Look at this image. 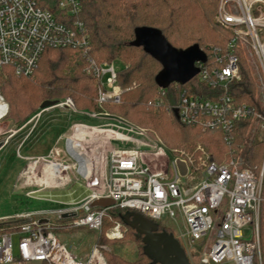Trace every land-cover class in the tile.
<instances>
[{"label":"built area","instance_id":"built-area-1","mask_svg":"<svg viewBox=\"0 0 264 264\" xmlns=\"http://www.w3.org/2000/svg\"><path fill=\"white\" fill-rule=\"evenodd\" d=\"M59 9L68 23L35 0H0V72L31 78L48 49H74L87 58L85 72L96 82L98 110H78L71 98H64L39 108L22 128L30 127L31 136L41 120L57 109L88 120L74 122L49 156L25 158L31 161L33 176L43 166L40 178L45 183L65 185L75 175L88 192L67 209L14 216L27 222L12 233L0 234V264H108L107 246L96 244L89 255L79 257L55 231L87 227L101 232L112 208L175 224L179 231L173 234L191 264L193 260L264 264V160L258 170L247 167L234 149L227 161L216 164L202 146L193 151L171 149L174 158H169L157 134L107 110L122 102L118 79L122 69L115 61L98 63L88 57L90 36L80 18L82 0H61ZM215 22L229 36L223 46L203 50L207 61L196 64V78L220 93L209 98L183 92L173 110L184 126L223 133L228 146H233L241 122L256 124L264 139V0H220ZM248 52L260 70L262 90L254 106L238 102L230 90L241 81V54ZM160 90L161 95L148 102L149 108L163 107L166 89ZM9 111L0 91V123ZM113 142L131 143L133 148L120 149ZM150 159L165 160L164 167L153 169ZM46 168L55 174L44 173ZM100 199H111L114 206L93 207ZM127 231V226L115 222L105 238L118 241Z\"/></svg>","mask_w":264,"mask_h":264},{"label":"trees","instance_id":"trees-1","mask_svg":"<svg viewBox=\"0 0 264 264\" xmlns=\"http://www.w3.org/2000/svg\"><path fill=\"white\" fill-rule=\"evenodd\" d=\"M37 5L50 11L61 21L68 23L59 9L61 0H35ZM220 0H82L81 20L90 36L88 57L98 63L120 60L125 63L118 75L123 89L122 102L107 106V110L119 114L142 128L154 129L169 143L167 135L159 127L166 123L178 131L179 137L190 141L196 139L204 146L210 161L225 162V157L248 141L245 152L247 167L255 168L263 156V143L258 135L247 138L249 122L237 125L233 146H228L221 132L203 131L200 128L182 125L173 110L182 98V93L201 94L213 98L219 90H212L196 81L187 85L170 84L163 96L164 105L158 110L148 107V102L161 95L157 77L163 71L160 61L150 56L142 46H135L136 30L143 27L161 31L167 41L178 50L198 45L207 51L211 46H223V30L215 22ZM87 58L74 49H48L43 54L38 69L31 78L16 77L12 72L0 74V91L10 111L7 117L18 126L23 125L44 102L71 98L78 110L97 111V86L92 76L85 72ZM241 81L231 86V94L238 102L256 105L259 94L257 79L241 54ZM196 80V79H195ZM250 140V141H249ZM245 144L244 146H246ZM238 153V149L236 150ZM129 211L112 208L108 218L124 224L121 216ZM27 220L12 219L0 222V234L12 233ZM68 220L64 225L68 224ZM159 232L173 234L162 223L154 222ZM125 225V224H124ZM126 226V225H125ZM128 227V226H127ZM111 228V227H110ZM131 229V228H130ZM74 231V228L70 229ZM134 240L136 258L127 259L120 251L105 252L108 264H152L144 252L142 237L136 231ZM102 238L99 239V243ZM138 246H137V245Z\"/></svg>","mask_w":264,"mask_h":264},{"label":"rangeland","instance_id":"rangeland-1","mask_svg":"<svg viewBox=\"0 0 264 264\" xmlns=\"http://www.w3.org/2000/svg\"><path fill=\"white\" fill-rule=\"evenodd\" d=\"M221 36L228 37L229 32L223 31L221 32ZM245 59L254 72L257 79V89L259 94H261V81L258 77L260 73L259 65L257 61L250 56L249 52L247 56H245ZM114 61L117 62V68L123 70L125 63L123 64L120 60ZM0 74L5 76L8 73L2 71ZM195 79L193 81L200 84L198 79ZM76 121L89 122L79 115H73L59 109L52 110L41 120L31 136L28 135L30 127L23 129V125L18 126L10 115L0 123V145H2L0 148V222L10 221L14 219V216L25 213L38 214L67 209L71 206L70 203L78 202L88 192L85 183H78L79 180L75 175L71 176L73 181L65 185H58L57 183L50 182L45 183L43 179L40 178L43 167L41 165L36 168V176H30L28 168L31 165V161L22 159V157L38 158L49 156L51 151L56 148L61 138L69 132L71 125ZM159 127L167 135L170 141L169 143L164 142L162 137L154 129H147L160 137L166 145L168 157L171 159L174 158V155L170 153L171 149L193 151L197 146H202L204 148L196 139L187 141L179 137L178 131L171 128L166 123H161ZM40 130L42 137L40 139L41 141L37 142L38 139L35 138V135L39 133ZM247 132L246 139H248V137L250 138V135H258L259 141L263 143L264 147L262 132L256 124H250ZM12 134H14V136L9 139L8 136L10 137ZM24 142L26 144V147H24L25 149H35L33 151L22 149L20 146ZM5 143L6 145H4ZM36 143L38 144L35 147ZM112 144L124 150L133 148L131 143L113 142ZM245 144L247 145L244 146ZM248 145L247 141L236 148L238 149L237 155L240 154L239 156H242L245 165L244 158L247 150L246 148L249 147ZM199 154L201 156V153ZM199 158L200 157H196L198 162ZM228 159L229 157L226 156L225 161ZM263 160L264 150L259 164L255 166L257 170ZM148 162L153 166V169L162 168L165 164V160L162 159H150ZM115 222L117 221L108 218L101 232L91 231L87 227L76 228L74 231L70 229H58L55 232L60 241L79 257H86L89 255L94 246L98 244L99 246H107L109 249L107 252L109 253L111 251H120L127 259H135V243L133 242L135 232L132 229L128 227L125 237L121 240L110 241L105 238V232L112 227ZM162 225L173 233L177 234L179 231L178 227L168 220L164 221ZM100 238H102V240L99 243ZM14 245H16L15 239ZM193 262L197 264L195 260H193Z\"/></svg>","mask_w":264,"mask_h":264},{"label":"water","instance_id":"water-1","mask_svg":"<svg viewBox=\"0 0 264 264\" xmlns=\"http://www.w3.org/2000/svg\"><path fill=\"white\" fill-rule=\"evenodd\" d=\"M134 45L142 46L150 56L163 65V71L157 77L159 87L162 89L173 83L183 86L190 83L199 74L196 64L207 61V55L198 45L178 50L155 28L137 29ZM56 103L57 101H46L40 108L54 106ZM113 206L114 202L111 199H100L93 204V207L100 208ZM121 218L126 226L136 231L138 237H142L145 255L152 260V264H191L174 234L159 232L156 223L135 212H128Z\"/></svg>","mask_w":264,"mask_h":264},{"label":"crops","instance_id":"crops-1","mask_svg":"<svg viewBox=\"0 0 264 264\" xmlns=\"http://www.w3.org/2000/svg\"><path fill=\"white\" fill-rule=\"evenodd\" d=\"M41 137H42V136H41V130H40L39 133H36V135H35V138H37V139L39 140V141L37 140V142H40V141H41V140H40ZM8 138L11 139L12 137L10 138V137L8 136ZM35 142H36V141H35ZM37 144H38V143H36L35 147L37 146ZM4 145H6V143H5ZM20 147H21L22 149H23L24 147H26L25 142L22 143V145H21ZM24 149H25V148H24ZM34 149H35V148H34ZM34 149H31V150L25 149V150H26V151H33ZM23 158H24V157H23ZM23 158H22V159H23ZM24 159H25V158H24Z\"/></svg>","mask_w":264,"mask_h":264},{"label":"bare ground","instance_id":"bare-ground-1","mask_svg":"<svg viewBox=\"0 0 264 264\" xmlns=\"http://www.w3.org/2000/svg\"><path fill=\"white\" fill-rule=\"evenodd\" d=\"M28 170H29V175L31 176L33 174L34 170L32 167H29ZM44 173H46V174L49 173V175H54L55 171L51 168H46V172H44Z\"/></svg>","mask_w":264,"mask_h":264}]
</instances>
